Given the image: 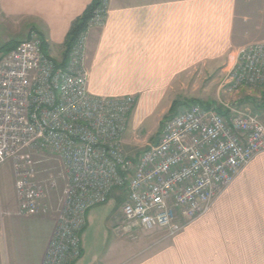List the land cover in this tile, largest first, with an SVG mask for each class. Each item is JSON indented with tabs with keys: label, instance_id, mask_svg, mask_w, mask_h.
Segmentation results:
<instances>
[{
	"label": "built area",
	"instance_id": "obj_1",
	"mask_svg": "<svg viewBox=\"0 0 264 264\" xmlns=\"http://www.w3.org/2000/svg\"><path fill=\"white\" fill-rule=\"evenodd\" d=\"M110 0H99L59 64L32 32L0 53V165L10 163L16 214L46 213L61 187L53 230L41 264H76L90 209L122 191L120 233L155 230L174 236L207 214L238 174L264 153V122L233 105L179 107L157 141L133 157L122 152L133 96L89 93L86 36L105 22ZM227 69V68H226ZM222 84L264 91V40L240 47ZM58 162L51 174L41 165Z\"/></svg>",
	"mask_w": 264,
	"mask_h": 264
},
{
	"label": "crops",
	"instance_id": "obj_2",
	"mask_svg": "<svg viewBox=\"0 0 264 264\" xmlns=\"http://www.w3.org/2000/svg\"><path fill=\"white\" fill-rule=\"evenodd\" d=\"M91 2L0 0V48L17 46L34 32L48 56L65 62L63 43L70 26ZM260 18L264 20V0H110L103 26L90 29L86 36L83 65L88 91L98 97L133 96L131 115H143L163 101L168 105L162 112L173 101L198 100L196 86L216 81L217 73L233 62L248 22ZM33 220L50 224L35 239L22 240L19 228L8 235V244L0 236V264H41L54 224L42 217ZM174 239L207 246L211 253L202 259L184 251L171 253L155 245L159 239L121 254L112 248L92 263L264 264V153L238 174L207 214ZM83 253L82 246L76 264Z\"/></svg>",
	"mask_w": 264,
	"mask_h": 264
},
{
	"label": "rangeland",
	"instance_id": "obj_3",
	"mask_svg": "<svg viewBox=\"0 0 264 264\" xmlns=\"http://www.w3.org/2000/svg\"><path fill=\"white\" fill-rule=\"evenodd\" d=\"M248 24L246 32L242 35L243 37H241L243 41L240 47L264 40V20L262 18L258 20L253 19V21H249ZM231 65L232 62L225 70H228ZM223 71L217 73L214 83L196 86L198 90V93L194 95V97L198 99L196 101L211 104L219 108L227 104L233 105L239 110L247 109L258 114L260 119L264 122L263 90L259 88L230 90L228 86L222 84L225 75ZM178 102L183 103V101ZM167 105L168 102L163 101L160 106L155 109L147 112L141 111V113L144 112L143 115L139 113L135 114V112L131 115L122 142V152L125 155L133 157L157 141L160 126L168 113V111L162 112V110H164ZM41 167L47 169L51 174H56L59 170L58 162L55 160L45 161ZM60 191L61 187H59L57 192L50 194L49 200L46 202L48 207L46 213L38 214L33 216V218H17L14 215L16 213V203L11 166L8 162L0 165V236L3 237L4 241L6 240L8 244V237H10L8 235L13 233L14 228H19L18 233L20 234L18 237L22 240L33 237L35 239L36 236L39 237L40 234L45 233L50 223L47 220V223H40L41 221H35L33 219L42 217L48 220H54V210L60 198ZM123 198L124 194L122 191H114L111 193L106 203L96 206L89 211L87 215V225L82 234V246L84 250L83 259L79 264H93V258L102 256L104 253L111 251L112 248L114 252L121 254L138 243L151 245L159 239L160 241L155 245L158 244V248H166L168 252L171 253H181L182 251L194 253L199 255L200 259L203 257L205 258L211 253L207 246L192 244L191 242L179 243L175 241V235L165 237L166 233L160 230L148 233L134 231L127 234L120 233L119 235L118 228L122 222L121 204H119V200ZM136 234L143 237L139 238L137 241H131L129 238H133ZM143 234H152L153 236L148 239ZM8 264L11 263L9 262Z\"/></svg>",
	"mask_w": 264,
	"mask_h": 264
},
{
	"label": "trees",
	"instance_id": "obj_4",
	"mask_svg": "<svg viewBox=\"0 0 264 264\" xmlns=\"http://www.w3.org/2000/svg\"><path fill=\"white\" fill-rule=\"evenodd\" d=\"M98 5H99V0H92V2L87 6L85 11L82 13V15L72 22L70 29L68 31V34L63 43V59L65 62L67 59L68 52L70 51L72 46L75 44L78 37L86 30L87 23L90 20L93 11L97 8ZM42 45H43L42 48L44 51V42H42ZM14 47L12 46L10 47V49L9 48L6 49L5 46L1 47L0 52L4 49H6L5 52H8L12 50ZM65 62L61 64H64ZM196 103L202 106H207V107L211 106V104L203 103V102L196 101V100L183 101V103H179L178 101H173L170 106V109L168 110L167 116L164 117L163 121L171 117L179 107L189 106L191 104H196ZM123 200L124 198L119 200V204H122Z\"/></svg>",
	"mask_w": 264,
	"mask_h": 264
}]
</instances>
